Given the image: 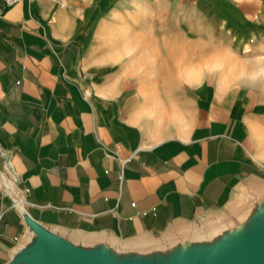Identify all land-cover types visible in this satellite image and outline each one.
<instances>
[{
  "label": "crops",
  "instance_id": "0c3cea01",
  "mask_svg": "<svg viewBox=\"0 0 264 264\" xmlns=\"http://www.w3.org/2000/svg\"><path fill=\"white\" fill-rule=\"evenodd\" d=\"M244 48L264 54V0H0V264L27 237L18 202L75 244L136 251L245 217L264 75L206 78Z\"/></svg>",
  "mask_w": 264,
  "mask_h": 264
},
{
  "label": "water",
  "instance_id": "95a60500",
  "mask_svg": "<svg viewBox=\"0 0 264 264\" xmlns=\"http://www.w3.org/2000/svg\"><path fill=\"white\" fill-rule=\"evenodd\" d=\"M20 212L27 237L5 264H264V200H255L235 224L220 227L213 240L190 244L192 237L184 234L126 253L111 245L75 244Z\"/></svg>",
  "mask_w": 264,
  "mask_h": 264
},
{
  "label": "rangeland",
  "instance_id": "374dc122",
  "mask_svg": "<svg viewBox=\"0 0 264 264\" xmlns=\"http://www.w3.org/2000/svg\"><path fill=\"white\" fill-rule=\"evenodd\" d=\"M118 41V40H115ZM247 49H242L238 52V54L235 55H231V54H227V55H211V56H207L208 58V71L206 72L207 74V82H209V84H212L215 80L216 77L219 78H223L224 80H226V82L228 84H230L231 82H233L235 80V83H237V79L242 78L243 76L246 77H250L252 80L256 79V75L257 74H262V76L264 75V71H254V70H248L247 66L251 65V64H255L257 62H264V54H261L260 56H255L254 54H249L248 51H246ZM236 64H238L239 68H243V70H231L232 66H237ZM214 68V69H213ZM215 68H223V70H218L216 71ZM257 90H264V87L261 88L259 86H256ZM229 220L226 221V219H222V220H218L216 222H213L209 225H205L202 227H196V230L194 231H187V234H191V235H196V234H200L201 236H205L207 235L209 228L212 227L213 225H217L219 227H227L230 225H233L237 222V220L231 221L229 222ZM222 228V229H223ZM182 236V235H181Z\"/></svg>",
  "mask_w": 264,
  "mask_h": 264
},
{
  "label": "bare ground",
  "instance_id": "6f19581e",
  "mask_svg": "<svg viewBox=\"0 0 264 264\" xmlns=\"http://www.w3.org/2000/svg\"><path fill=\"white\" fill-rule=\"evenodd\" d=\"M8 186V185H7ZM15 197V196H14ZM15 200H16V198H15ZM17 201V200H16ZM18 205H19V208H20V211H22V212H25L23 209H22V207H21V202H18ZM219 229H220V227L219 226H217V225H213L212 227H210L209 228V231H208V233H207V235H205V237H203V236H200V234H196V235H191V234H189V236L190 237H192L191 238V240H190V244L191 243H195V242H203V241H205L206 240V238H208L209 240H213L217 235H219L220 234V231H219ZM192 241V242H191ZM113 247H115V248H117V249H122V251L123 252H125L126 253V251H129V248H127V247H122V248H120L121 246H117V245H112ZM122 252V253H123Z\"/></svg>",
  "mask_w": 264,
  "mask_h": 264
},
{
  "label": "built area",
  "instance_id": "2783aa9c",
  "mask_svg": "<svg viewBox=\"0 0 264 264\" xmlns=\"http://www.w3.org/2000/svg\"><path fill=\"white\" fill-rule=\"evenodd\" d=\"M6 187H7V188H6V189H7V192L10 193V194H13L12 186H11V185H8V186H6ZM14 196H15V195H14ZM13 201H14V204L16 205L15 197H14V200H13Z\"/></svg>",
  "mask_w": 264,
  "mask_h": 264
}]
</instances>
